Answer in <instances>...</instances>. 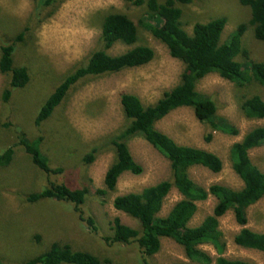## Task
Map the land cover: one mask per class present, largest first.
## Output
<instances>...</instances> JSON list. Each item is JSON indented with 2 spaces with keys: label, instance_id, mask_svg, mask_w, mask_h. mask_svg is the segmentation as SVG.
<instances>
[{
  "label": "rangeland",
  "instance_id": "rangeland-1",
  "mask_svg": "<svg viewBox=\"0 0 264 264\" xmlns=\"http://www.w3.org/2000/svg\"><path fill=\"white\" fill-rule=\"evenodd\" d=\"M35 6V0H0V41L10 42L25 27L29 28L24 40L16 43L14 54L15 66L27 69L29 81L23 88L14 89L7 103L1 101L7 76L0 74V154L10 146L14 149L11 162L0 167V261L3 264H22L44 252L52 242H59L91 253L102 264L188 262L182 248L166 237L160 239L159 251L150 257L143 255L136 244L122 246L103 240V237L111 235L114 218L139 229L133 218L113 209L112 201L116 196L139 193L143 188L169 178V163L155 148L142 138L131 139L128 148L134 161L142 167V172L139 175L122 174L115 189L100 197L95 190H104L105 171L114 157L112 149H101L95 161L88 166L81 162L92 145L126 124L120 105L122 94L136 95L144 105L155 103L164 92L178 84L183 71L182 63L169 55L162 42L137 27L138 38L134 45L116 43L107 53L116 56L135 46H147L154 52L151 62L81 80L69 90L51 117L36 126L34 119L40 106L61 80L94 50L101 48L99 38L103 16L123 13L137 24L143 17V7L132 6L123 0H64L51 17L37 21ZM178 7L183 11L184 29L188 33L192 32L196 22L207 23L224 17L226 25L221 42L239 24H246L249 18V10L238 0H194L192 4ZM242 44L248 50L250 59L260 61L263 58L264 43L253 38L248 26ZM237 60L241 62L242 58ZM196 90L217 102V116L234 125L238 135L211 131L195 118L193 110L188 107L171 111L155 127L179 145L205 150L219 157L222 168L218 173L198 166L189 169L190 178L198 186L207 189L217 184L240 190L243 183L232 171L229 149L253 127L264 125V121L247 120L237 97L242 93L257 94L264 100V88L250 84L238 89L218 75L209 74L199 80ZM209 132L212 139L207 142L204 137ZM22 136L30 142L41 137V153L51 168H62V174L48 176L37 169L23 150V145L18 144ZM249 158L264 171V146L252 149ZM50 182L64 183L71 189L88 187L89 194L81 209L84 216L93 217L97 233L92 234L87 229L69 203L49 199L34 203L26 201L28 194L42 190ZM180 200V194L173 188L164 199L158 216H166ZM215 204L216 199L210 196L198 202L188 226L199 225L211 214ZM246 212L245 228L264 234V198ZM218 228L225 242L224 257L264 264V252L243 249L234 244V237L242 227L236 223L231 211L219 219ZM201 248L213 260L217 257L212 246Z\"/></svg>",
  "mask_w": 264,
  "mask_h": 264
},
{
  "label": "trees",
  "instance_id": "trees-1",
  "mask_svg": "<svg viewBox=\"0 0 264 264\" xmlns=\"http://www.w3.org/2000/svg\"><path fill=\"white\" fill-rule=\"evenodd\" d=\"M64 0H35L37 21H43L53 15ZM135 7H143V17L137 24L126 14L108 13L103 16L99 41L101 48L94 50L88 58L68 73L59 85L40 106L34 119L39 126L49 119L56 107L61 105L69 90L87 77H98L114 74L125 69L141 67L154 58V52L147 46H135L119 55H109L107 50L116 43L132 46L137 42L138 29L149 32L162 42L169 55L180 61L183 71L179 82L166 91L153 104L144 105L133 94H122L120 105L126 124L115 133L91 146L82 159V164L93 163L101 149H112L113 161L105 171L104 190L97 189L95 194L103 196L113 191L118 178L124 173L139 175L142 167L136 163L129 151L128 142L136 137L142 138L169 163L170 176L155 185L143 188L139 193H128L116 196L112 207L133 218L139 229L123 224L119 218L111 222V235L103 237L106 243L127 246L136 244L143 255L150 257L160 249V239L173 240L179 245L188 262L173 264H251L238 259L223 256L225 242L220 232L219 219L231 211L236 223L242 229L235 235L234 244L248 250L264 252V234L252 232L245 228L247 209L264 198V171L256 167L249 158L252 149L264 146V125L253 127L239 142L229 149V160L234 174L241 180L243 187L232 190L228 187L213 184L207 189L198 186L189 176L192 167H203L218 173L222 168L219 157L205 150L179 145L170 137L159 131L155 124L171 111L180 107L193 110L195 118L206 124L213 132L236 136L238 129L224 117L216 114L217 102L196 90V84L209 74L220 78L241 89L246 85L256 84L264 88V54L260 61L249 58L248 50L243 47L242 38L247 26L251 28L253 38L264 43V0H238V3L249 10L246 24H239L236 29L221 42L226 25L224 17H218L207 23L196 22L192 32L188 33L182 20L183 11L178 5H189L194 0H123ZM25 27L10 42L0 41V74L7 76L1 93L2 103H7L14 89L23 88L29 81L27 69L15 66L14 54L16 43L24 40ZM241 57L242 61L237 58ZM237 102L247 120L264 121V100L257 94L242 93ZM205 141L212 139L209 132ZM41 137L30 142L23 136L18 140L23 145L32 164L46 175H60L62 168H51L47 158L40 151ZM14 153L12 146L0 154V167L7 166ZM175 189L181 196L169 213L164 217L158 214L164 199ZM89 194L87 186L71 189L64 183L50 182L38 192L28 194L25 199L34 203L41 199L66 202L72 205L79 220L95 234L98 227L91 216H84L81 207ZM214 197L216 204L210 215L206 216L196 227L188 223L197 210V203ZM39 240V237H36ZM210 245L217 257L213 260L201 246ZM45 250V249H44ZM0 264H3L0 261ZM22 264H102L89 252L73 249L68 244L52 242L39 255Z\"/></svg>",
  "mask_w": 264,
  "mask_h": 264
}]
</instances>
